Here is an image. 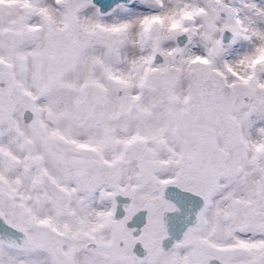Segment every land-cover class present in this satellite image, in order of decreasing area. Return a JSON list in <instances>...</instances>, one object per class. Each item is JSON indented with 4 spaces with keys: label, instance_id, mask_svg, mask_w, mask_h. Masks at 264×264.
Masks as SVG:
<instances>
[{
    "label": "snow or ice",
    "instance_id": "obj_1",
    "mask_svg": "<svg viewBox=\"0 0 264 264\" xmlns=\"http://www.w3.org/2000/svg\"><path fill=\"white\" fill-rule=\"evenodd\" d=\"M0 264H264V0H0Z\"/></svg>",
    "mask_w": 264,
    "mask_h": 264
}]
</instances>
